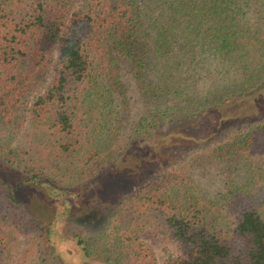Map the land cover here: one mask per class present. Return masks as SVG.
<instances>
[{"label": "trees", "instance_id": "trees-1", "mask_svg": "<svg viewBox=\"0 0 264 264\" xmlns=\"http://www.w3.org/2000/svg\"><path fill=\"white\" fill-rule=\"evenodd\" d=\"M127 73L154 109L125 144L153 140L168 113L185 120L263 89L264 0H0V161L46 190L98 174L120 154ZM193 140L91 233L79 222L61 232L1 181L0 264L32 254L33 264H66L52 240L59 232L86 261L156 264L140 235L151 225L178 247L163 264H264V181L234 172L264 153V120ZM210 158L229 161L215 194L200 181Z\"/></svg>", "mask_w": 264, "mask_h": 264}, {"label": "rangeland", "instance_id": "rangeland-1", "mask_svg": "<svg viewBox=\"0 0 264 264\" xmlns=\"http://www.w3.org/2000/svg\"><path fill=\"white\" fill-rule=\"evenodd\" d=\"M123 78L129 87L128 93L132 95L133 102L130 115L124 121L122 134L118 140L119 147L121 146L120 154L98 174L85 178L64 191L53 188L46 190L42 188V184L25 180L21 171L0 161V187H2L1 181L14 187L16 196L32 211L47 221L55 218L56 227L61 232L70 231V225L79 222L87 226V233H91L92 231L89 230L99 226L118 197L186 154L187 148L194 143L193 138L231 126L240 120H264L263 88L246 97L242 96L231 105H219L214 109L192 113L193 115L185 120H171L172 115L168 113L159 122L161 126L157 127L153 140L129 139L130 141L125 144L124 139L131 133V127L137 118L143 113H149V109L153 110L154 106L144 101L131 74H124ZM237 129L234 127L230 131L235 134ZM165 131L168 134H163ZM232 133L228 134L229 137L233 135ZM209 160L212 162L209 163L206 173L201 175L200 181L205 189L215 194L223 187L221 177L227 170H221L225 161H229L215 158ZM244 161L249 164L248 168L246 170L236 168L234 172L254 173L258 181H264V153L251 155ZM61 232L54 234L52 240L66 264H107L97 256H91L86 261L87 257L77 248L75 238L70 236L66 238ZM140 235L152 246L157 257L156 264H163L169 255L178 252L176 243L165 238L153 225L145 227ZM34 259L35 256L32 254L27 258V264H33Z\"/></svg>", "mask_w": 264, "mask_h": 264}]
</instances>
